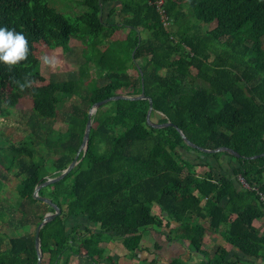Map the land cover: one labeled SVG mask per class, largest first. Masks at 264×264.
<instances>
[{"label": "trees", "instance_id": "trees-1", "mask_svg": "<svg viewBox=\"0 0 264 264\" xmlns=\"http://www.w3.org/2000/svg\"><path fill=\"white\" fill-rule=\"evenodd\" d=\"M107 2L118 5V21L105 20L102 5ZM232 2L225 8L218 0H162L160 7L156 0H81L86 10L70 20L45 0H0V27L23 32L31 51L43 41L70 56L71 38L81 45L74 58L77 70L63 79L51 74L47 83L23 90L19 84L39 72L38 58L30 51L11 72L0 64V114L29 95L36 117L65 124L59 133L46 128L39 138L32 123L27 140L9 145L12 157L5 167L15 168L19 180L14 201L7 212L0 207V218L15 230L30 226L32 231L0 233V264H36L35 228L53 208L32 196L34 187L73 159L92 103L124 86L128 95L143 90L150 97L151 120L170 121L197 146H225L239 156L192 147L173 125L150 126L148 99L106 102L92 114L80 161L38 191L61 210L40 228L41 264H68L75 256L90 264H116L105 246L111 241L130 258L144 251L150 255L155 252L141 241L151 231L198 253L193 264L239 262L219 244L202 248L213 233L245 256H264V229L253 225L264 217L258 193L264 194V155L249 157L264 153V0ZM210 23L215 26L203 28ZM120 28L126 34L114 39ZM91 64L99 82L86 79ZM57 91L77 96L59 117ZM38 146L48 147L47 157ZM223 156L234 163L223 162ZM229 165L231 174L224 171ZM160 247L154 243V250ZM180 256L165 264H190ZM143 260L158 261L156 256Z\"/></svg>", "mask_w": 264, "mask_h": 264}, {"label": "rangeland", "instance_id": "rangeland-1", "mask_svg": "<svg viewBox=\"0 0 264 264\" xmlns=\"http://www.w3.org/2000/svg\"><path fill=\"white\" fill-rule=\"evenodd\" d=\"M45 1L50 6L54 7L59 12H61L64 16L70 18V20H73L75 17L79 16L86 10V6L81 3V0ZM219 1L222 2V5H220L221 7H233L232 0H218V2ZM214 26L215 23H210L204 25L203 28L211 29ZM125 32V28H120L114 31L112 36L114 37V39L122 38ZM109 40L110 38L104 41V43ZM69 44H71L73 47V55L67 56L61 47L49 48L43 41L35 43L31 54L39 60V72L37 74L28 76L27 81H31L32 85H43L48 82V79L51 74H56L57 76H59L60 79H63L67 76V73L69 71L77 70L78 63L74 58L79 55L81 51V45L74 38H71ZM44 55H48L50 58H52L54 60V63L50 65H45L41 59ZM78 58H81V56H78ZM131 72L133 74L135 73L133 69L131 70ZM88 73L89 74L86 79L92 77L94 79H97V82H99L100 78L98 77V71L95 64L90 65ZM128 91L129 87L124 86L122 88L113 90L112 92L108 93V95H113L115 93L126 94ZM5 92H8V89H5ZM76 97L77 96L74 93L70 92L57 91L55 93L54 101L57 108L58 117L61 116V112H64L69 108L71 103L75 101ZM154 121H156V118H154ZM32 123H36L37 129L39 128V138L44 137L47 132L46 128L48 127H52L55 133H59V130L63 131L65 129V124L61 120L54 119V121H52L50 119H42L36 117L33 112L32 100L29 95H24L20 97L14 106L7 107L0 114V207H5V212H7V207H9L14 201L16 184L19 180V177L15 173L17 171L15 168L8 170L5 167L8 164L9 159L12 157L9 145L11 143L27 140L30 137ZM38 147H40V151L41 153H43V155L48 149V147ZM51 147L52 145L50 146V148ZM38 156L39 155H37V158ZM44 157H47V155L45 154ZM210 159L211 158H209V160ZM221 159L223 162H227L228 160H230L234 163V161L227 156H223ZM224 171H226L228 174H231L230 165ZM152 207L155 213L159 211V208H157L156 205H153ZM28 231L31 232L32 227L29 226V228L26 230H15L12 226H10L7 222H4L0 218V233H4L6 234V236L19 235ZM148 236L150 239H152L150 235ZM154 240L160 242L158 238H154ZM149 242L152 243V240ZM187 256L185 255L184 258H187Z\"/></svg>", "mask_w": 264, "mask_h": 264}, {"label": "crops", "instance_id": "crops-1", "mask_svg": "<svg viewBox=\"0 0 264 264\" xmlns=\"http://www.w3.org/2000/svg\"><path fill=\"white\" fill-rule=\"evenodd\" d=\"M115 3L116 2H107V3H103L102 5L103 13L105 14V20L107 22L111 23V22L118 21L119 19L117 9H116L118 5L117 4L115 5ZM113 6L115 8L114 12H112L111 15L109 16L110 14L109 12L113 8ZM73 221H76V223H78L79 221L84 222L82 218H79L78 220L77 218H75ZM253 225L256 228H260V230H263L264 229V217L253 220ZM92 227L97 228V224H92ZM148 235H150L152 239H150ZM154 238H158L160 242L159 241L157 242L156 240H154ZM151 240H152V243L149 242ZM141 242L144 246L151 248V252H155V253L146 255V251H144L142 252L143 254H140V255L136 254L135 256H132L130 258L128 255L125 254L126 253L125 249L121 248L114 241L105 243V246L107 247V250H110L109 254L113 255L114 263L116 262V264H146L147 262L143 259L144 258L151 259L154 256H156L158 260L156 264H165V262L168 261L171 257L178 256V255H181L180 257L182 259L187 260L188 263L190 264H193L200 259V256L198 253L191 252L185 247L186 244H182L179 241L168 242L166 241L163 235H158L155 231H151L150 234L144 235L142 237ZM155 242H157L161 246L160 249L154 250ZM214 244H219L222 247H224L226 250H228L230 253L236 254L239 258V262H237L236 264H264V256L263 257L262 256H258V257L245 256L239 253V251H237L229 243H227L223 239V237L218 233L208 234L204 240L202 248L208 251L213 247ZM185 255L186 256L188 255L187 258H184ZM68 264H90V262L84 257L75 256L70 259V262ZM100 264H108V263H106L105 261L104 262L101 261Z\"/></svg>", "mask_w": 264, "mask_h": 264}, {"label": "water", "instance_id": "water-1", "mask_svg": "<svg viewBox=\"0 0 264 264\" xmlns=\"http://www.w3.org/2000/svg\"><path fill=\"white\" fill-rule=\"evenodd\" d=\"M101 17V15L99 16ZM117 99H129V100H136V99H148L149 102V108L147 110L146 113V122L152 126V127H163V126H168V125H173L177 131L180 133L181 137L183 138V140L190 146L192 147H196L199 150L203 151V152H208V153H213V152H218V151H227L229 154L233 155V156H239V154L229 148V147H225V146H220L214 149H208V148H203L200 146H197L196 144L192 143L187 137L186 135L182 132V130L180 128H178L175 124L171 123L170 121H166L163 123H159L156 121H152L150 119V113H151V108H152V102L149 96L144 95L143 90L136 95H128V94H121V93H115L113 95L104 97L100 100L95 101L94 103H92V105L88 108L87 110V118H86V123H85V127H84V131H83V135H82V139L81 142L77 148V151L75 152V155L73 157V159L70 161V163L56 176H50L47 177L44 181H42L41 183L37 184L34 187L32 196L34 198H37L43 202H46L48 204H50L53 208V212H48L46 213L42 220L37 224L36 228H35V233H34V246H35V250H36V254H37V262L36 264H41V256H42V252H41V248H40V236H39V231L40 228L48 221L52 220L53 218H55L59 213H60V208L58 207V205L54 202H52V200L48 197H44V196H39L38 195V191L41 187L51 184L53 182H56L60 179H62L79 161V154L81 152H85V150L87 149L88 146V139H89V133H90V129L92 127V114L94 112H96V110L103 104H105L108 101L111 100H117ZM264 155V153L261 154H255L252 156H249L250 158H255L258 156Z\"/></svg>", "mask_w": 264, "mask_h": 264}, {"label": "clouds", "instance_id": "clouds-1", "mask_svg": "<svg viewBox=\"0 0 264 264\" xmlns=\"http://www.w3.org/2000/svg\"><path fill=\"white\" fill-rule=\"evenodd\" d=\"M30 51L28 39L23 32L15 28L0 27V64H3L9 72L26 61ZM41 59L45 65L54 63L48 55H44ZM30 85L31 81L27 80L19 84L21 90Z\"/></svg>", "mask_w": 264, "mask_h": 264}, {"label": "built area", "instance_id": "built-area-1", "mask_svg": "<svg viewBox=\"0 0 264 264\" xmlns=\"http://www.w3.org/2000/svg\"><path fill=\"white\" fill-rule=\"evenodd\" d=\"M161 4H162V0H156V5L158 7H160ZM160 11L163 12L162 9H160ZM238 179L242 183L243 186L248 187V184L243 180L242 177L239 176ZM258 193L260 195V198H261L262 202L264 203V194H262L261 192H258Z\"/></svg>", "mask_w": 264, "mask_h": 264}]
</instances>
